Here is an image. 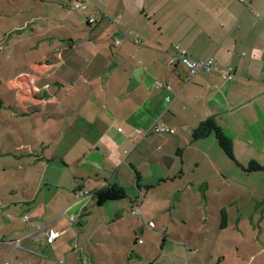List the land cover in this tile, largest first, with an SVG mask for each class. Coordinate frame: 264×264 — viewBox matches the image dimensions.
<instances>
[{
  "label": "crops",
  "instance_id": "obj_1",
  "mask_svg": "<svg viewBox=\"0 0 264 264\" xmlns=\"http://www.w3.org/2000/svg\"><path fill=\"white\" fill-rule=\"evenodd\" d=\"M75 1L40 0L58 16L32 18L22 29L30 32L29 64L11 80V119H22L19 132L28 139L11 149V168L23 174L11 181V216L3 217L0 246L20 251L24 264H160L174 244H162L156 257L148 246L95 244L86 236L89 216L99 214L93 233L101 227L112 235L129 206L135 218L152 208L147 203L157 186L187 180L182 194L192 191L207 202L211 185L231 180L223 173L231 163L264 168V0H85L81 11L73 9ZM179 51L213 58L219 71L187 84V69L170 65ZM230 70L235 79L226 81L222 74ZM157 82L170 90L157 89ZM208 119L231 140L235 161L214 133L193 141ZM154 125L175 133H155ZM187 168L199 173L187 178ZM114 184L135 188V199L98 206L95 193ZM80 192L88 194L79 198ZM220 211L227 229L228 211ZM50 231L60 236L47 244ZM183 245L169 264H194L197 249ZM221 258L218 264H225Z\"/></svg>",
  "mask_w": 264,
  "mask_h": 264
},
{
  "label": "rangeland",
  "instance_id": "obj_2",
  "mask_svg": "<svg viewBox=\"0 0 264 264\" xmlns=\"http://www.w3.org/2000/svg\"><path fill=\"white\" fill-rule=\"evenodd\" d=\"M58 14L56 8L42 5L40 0H0V230L4 227L3 217L11 216V181L23 174L11 168V149L23 145L28 139L19 132V129L24 131L22 119H11V104L16 97L11 90V80L19 73L23 74L29 64L24 51L29 44L25 38L30 32L22 29L32 18L41 20ZM16 104L12 106L22 110V106ZM230 166L229 169L224 168L223 173L231 180L226 185L218 182L211 185L207 202L201 194L196 198L192 191L182 194L187 180L181 184L157 186L147 203L152 208L146 211L144 207L146 212L143 211V217H133L129 206L123 217L125 222L111 235L109 230L101 227L100 231L93 233L95 217L99 216L96 213L95 217L89 216L90 226L86 229V236L92 238L95 244L148 246L155 257L162 254V244H174L166 246L160 264H169L176 256L180 257L179 244H187L195 251L197 249L193 255L194 264H218L223 259L221 257H226L225 264H249L250 260L253 261L250 264H264V175L252 172L248 176L235 163ZM185 171L187 178L199 173L194 168ZM135 190L128 188V199L122 202L129 205V200L135 199ZM5 204L10 209H6ZM172 205L179 207L176 211L173 208L162 211ZM113 206L108 205L107 208ZM223 207L230 217L227 229L220 227V210ZM76 218L77 222L83 220L82 217ZM76 218L74 216L73 220ZM132 222H137L140 228L130 229ZM150 222L155 228H149ZM10 240L5 238V241ZM3 246H0V264H24L20 260V251H11L10 246ZM54 261L59 264L61 260Z\"/></svg>",
  "mask_w": 264,
  "mask_h": 264
},
{
  "label": "built area",
  "instance_id": "obj_3",
  "mask_svg": "<svg viewBox=\"0 0 264 264\" xmlns=\"http://www.w3.org/2000/svg\"><path fill=\"white\" fill-rule=\"evenodd\" d=\"M241 2H244V0H239ZM72 7L76 11H81L86 9V1L85 0H76L73 2ZM91 24L96 23V20L94 18L90 19L89 21ZM121 43V40H117L115 44L118 46ZM176 64H181L183 67H185L188 71V77H187V84H190L193 79L199 74V73H213L215 71H219L218 67L216 66L215 60L213 58H209L207 60H195L192 59L186 52L179 51L176 55L173 56L172 60L170 61V65L174 66ZM223 79L226 81H232L235 79V75L230 70L228 73L222 74ZM157 89H167L170 90V86L164 85L160 82L156 83ZM168 102H170V99H167ZM151 131L158 133V134H165V133H175L174 130H171L170 128L164 126V125H154L151 128ZM138 134H141L140 131L137 130ZM88 192H80L77 196L83 197L87 195ZM134 215H139L140 210L138 208L133 209ZM28 218L25 217L24 221H27ZM73 220V219H72ZM149 228H155L154 223L150 222L148 224ZM60 233L55 231H50L45 233L44 240L47 244H52L57 238H59ZM42 239V234L39 232L35 235L34 241L40 242ZM14 247H19L18 242H13L12 244Z\"/></svg>",
  "mask_w": 264,
  "mask_h": 264
},
{
  "label": "trees",
  "instance_id": "obj_4",
  "mask_svg": "<svg viewBox=\"0 0 264 264\" xmlns=\"http://www.w3.org/2000/svg\"><path fill=\"white\" fill-rule=\"evenodd\" d=\"M212 133H214L220 147L222 148L226 156L232 161H235L231 140L226 136L224 131L216 124L213 119L206 120L194 131L193 141L205 139ZM263 169L264 168L259 164L253 162L245 171L248 173H252L262 171ZM137 176V181H139L140 176ZM95 195L97 198V204L100 207L110 202L121 201L128 198L126 189L117 184L110 185L102 190H99L95 193Z\"/></svg>",
  "mask_w": 264,
  "mask_h": 264
}]
</instances>
